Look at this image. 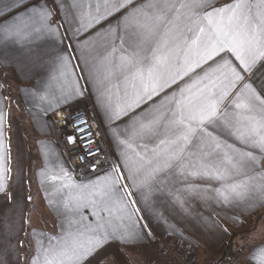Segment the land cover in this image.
Wrapping results in <instances>:
<instances>
[{"label":"snow or ice","instance_id":"snow-or-ice-1","mask_svg":"<svg viewBox=\"0 0 264 264\" xmlns=\"http://www.w3.org/2000/svg\"><path fill=\"white\" fill-rule=\"evenodd\" d=\"M130 4L132 0H103L102 4L62 0L58 7L65 9L64 21L71 38H78L89 23L99 21L97 14L101 8L107 13L128 8ZM63 27L64 24L53 20V10L45 2V6L26 11L23 17H12L11 22L0 18V41L10 40L27 49L34 66L48 71L49 82L61 83V96L56 99L67 101L83 92L74 80L71 92H67L61 80H70L73 75L72 56L67 52L71 45L64 43L66 33L60 31ZM38 41H45L46 46L41 47ZM125 44L131 48V55L126 54ZM78 50L85 63L89 58L93 61L91 67L97 71L108 70L117 51L125 53L120 56V67L126 71V81L134 90L135 101L158 94L178 76L195 71L222 52L234 55L240 65L234 67L221 56L220 62L209 65L200 74L198 82L180 89L178 96L166 97L167 103L161 101L144 122L131 130L125 129L127 135L119 142L127 148H132L137 139L159 140L149 158L146 153H136L135 159L125 155L127 176L118 166H113L112 172L91 185L66 183V187L81 193L62 204L64 213H71L74 218L68 219L67 227L61 222L60 233L43 237L26 264H85L110 239L128 243L150 235L143 231L146 224L137 229L143 217L127 189L133 187L150 193L153 185L160 182L159 173L165 169H171L172 175L184 172L185 165H190L193 159L199 162L196 166L203 175L226 181L223 190L217 192L224 204L243 200L250 191L264 198V88L258 92L251 83H244L233 95L236 85L245 79L237 68L242 66L243 71L250 73L258 60L264 61V0H235L220 8L212 7L210 0H147L128 8L121 23L109 29L101 41H84ZM92 78L99 92L98 101L105 107L109 119L119 118L126 109L112 105L105 95L107 77L94 73ZM69 120L72 121L71 116ZM2 122L0 113V127ZM74 123L83 124V118ZM217 127L227 129L245 147L222 144L209 131ZM76 131L85 132V129L79 127ZM114 134L117 138L121 136L118 129ZM68 139L74 142L77 137L70 135ZM66 180L70 181V177ZM124 180H130L131 185L123 183ZM4 191L5 186L0 183V192ZM143 203L147 210V198ZM82 208L94 210L91 214L97 217L95 224L86 222ZM113 221L125 222L126 227L117 234L118 229L110 228ZM23 244L17 240L16 264H21ZM6 251L9 249L0 247V264H5ZM253 261L264 264V246L250 253L248 264Z\"/></svg>","mask_w":264,"mask_h":264},{"label":"crops","instance_id":"crops-1","mask_svg":"<svg viewBox=\"0 0 264 264\" xmlns=\"http://www.w3.org/2000/svg\"><path fill=\"white\" fill-rule=\"evenodd\" d=\"M45 2L53 10V20L64 24L60 29L62 33H66L64 43L71 45L67 52L72 56L70 68L73 75L70 80L61 78L63 86L67 92H71L72 81H77L83 95L67 101L63 98L57 100L56 97L61 96V83L49 82L48 71L34 66L27 49L10 40L0 41V113L3 115L0 127V183L5 186V191L0 192V247L9 249L3 254L5 264H16L17 240L24 242L20 257L21 264H26L30 253L35 255L34 249L39 247L43 237L60 233L61 222L67 227L68 219L74 218L71 213H64L62 204L81 193L77 189L66 187V183L81 187L91 185L112 172L113 166H118L119 171L127 176L125 155L135 159L136 153H146V158L151 157V149L156 147L159 140L145 137L134 141L132 148H127L119 142V139H124L127 135L125 129L131 130L139 122H144L155 112L161 101L167 103L166 97L178 96L180 89L198 82L200 74L209 65L215 66L220 62L221 56L226 57L234 67L240 65L234 55L222 52L195 71L178 76L158 94L135 101L134 90L126 81V71L120 67V56L125 53L117 51L110 68H100L97 71L91 67L93 61L90 58L85 63L78 48L82 47L84 41H101L109 29L121 23L128 8L144 4L147 0H132L128 8L107 13L101 8V13L97 14L100 15L99 21L89 23L78 38H71L72 33L64 21L65 9L58 7L62 0H0V18L11 22L12 17H23L26 11L45 6ZM89 2L102 4L103 0ZM234 2L235 0H210L214 8ZM206 10L211 11L212 8ZM118 34L123 33L118 31ZM37 44L46 46L45 41H38ZM63 47L61 45L60 49ZM124 48L127 50L126 54L131 55L132 50L127 44ZM237 70L245 79L236 85L233 95L240 91L244 83H251L258 92L264 88V61L258 60L250 73L243 71L242 66ZM49 71L54 72V68ZM94 73L107 77L105 95L110 103L126 109L119 118L109 119L105 107L98 101L99 92L92 78ZM7 89H11L13 93L9 95ZM12 95H15L16 99H13L18 102L20 111L15 107L10 109ZM65 110L93 114L107 145L113 151V162L109 169L85 176H78L71 169L61 137L52 123V115ZM10 113L15 118L17 115L23 116V121L28 122L35 134L34 146L38 159L33 174L24 175L22 171H26V165L11 161L7 135ZM117 129L121 132L119 138L114 134ZM209 131L222 144H231L241 149L245 147L235 136L229 135L227 129L217 127L209 128ZM21 145L24 146L23 141ZM198 163L193 159L190 165H185L184 172L177 171L175 175L170 174L171 169H165L157 175L160 182L153 185L150 193L144 189L129 187L127 191L133 194L131 199L136 201V207L141 209L139 215L143 217L136 227L141 229L146 224L147 228L143 231L150 235L128 243L120 239H110L93 256L87 258L85 264H172L159 252L157 242L172 243L180 251L189 254L194 261H201L200 264L220 260L236 242L244 249L239 257L240 264H248L250 253L264 246V198L260 197V193L250 191L243 200L224 204L217 197V192L223 190L226 181L203 175L196 166ZM66 177H70V181ZM123 183L131 185L130 180H124ZM83 195H87L86 190ZM145 198L148 203L147 210L143 203ZM92 211L94 210L89 208L81 209L86 222L95 224L97 217L91 214ZM125 227L126 223L120 221H113L110 226L118 229L117 234ZM240 232L248 234L250 240L245 235L236 236ZM252 264H256V261Z\"/></svg>","mask_w":264,"mask_h":264},{"label":"built area","instance_id":"built-area-1","mask_svg":"<svg viewBox=\"0 0 264 264\" xmlns=\"http://www.w3.org/2000/svg\"><path fill=\"white\" fill-rule=\"evenodd\" d=\"M72 117V121L69 120ZM83 118L84 123H74ZM52 123L61 137L63 149L69 166L78 176L92 175L107 170L112 166L113 151L107 145L95 117L91 112L72 113L70 110L56 112L52 115ZM83 127L85 132H77L76 128ZM74 135L77 139L72 142L68 137ZM91 141V143H86ZM91 153V155L89 154ZM159 252L167 257L172 264H194L189 254L180 251L172 243L157 242ZM223 264H240L235 259H227Z\"/></svg>","mask_w":264,"mask_h":264},{"label":"rangeland","instance_id":"rangeland-1","mask_svg":"<svg viewBox=\"0 0 264 264\" xmlns=\"http://www.w3.org/2000/svg\"><path fill=\"white\" fill-rule=\"evenodd\" d=\"M11 88V87H10ZM13 91V89H12ZM7 93L10 95L11 89H7ZM13 96V95H12ZM16 99L15 95L11 97L10 109L15 107L18 111H20V106H18V102L14 101ZM10 116L7 121V135L10 145V157L11 161H17L18 163L26 165V171H22L24 175L26 173L33 174L35 171V163L37 161V154L35 152V134L32 132V129L28 122L23 121V116L17 115V118ZM21 123V124H20ZM21 129V130H19ZM16 133V134H15ZM22 141L24 142V146L21 145ZM14 173V172H13ZM245 235L246 239L250 240L249 235L245 233L237 234L236 236ZM231 256L228 259H235L240 263L239 257H241L242 250L238 243H233L231 246ZM197 262V261H196ZM201 263V261H199ZM197 262L198 264H200Z\"/></svg>","mask_w":264,"mask_h":264},{"label":"trees","instance_id":"trees-1","mask_svg":"<svg viewBox=\"0 0 264 264\" xmlns=\"http://www.w3.org/2000/svg\"><path fill=\"white\" fill-rule=\"evenodd\" d=\"M231 247L225 252V254H224V256L220 259V260H218V261H214V262H210V263H207V264H223L229 257L228 256H230L231 255ZM191 259H193V258H191ZM194 264H198L196 261H195V263Z\"/></svg>","mask_w":264,"mask_h":264}]
</instances>
